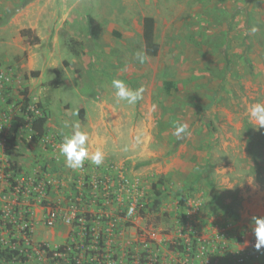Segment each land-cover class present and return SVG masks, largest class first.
I'll return each mask as SVG.
<instances>
[{"label": "rangeland", "instance_id": "rangeland-1", "mask_svg": "<svg viewBox=\"0 0 264 264\" xmlns=\"http://www.w3.org/2000/svg\"><path fill=\"white\" fill-rule=\"evenodd\" d=\"M21 1L0 0V14ZM148 16L156 56L141 38ZM34 18L40 35L24 32ZM114 78L142 99L118 103ZM256 101L264 0H33L0 25V243L26 257L0 264H56L44 246L82 259L100 240L105 264H264L250 227L264 216V129L245 114ZM34 117H46L42 133ZM177 121L189 135L173 134ZM72 122L102 165L66 167L58 148Z\"/></svg>", "mask_w": 264, "mask_h": 264}, {"label": "clouds", "instance_id": "clouds-1", "mask_svg": "<svg viewBox=\"0 0 264 264\" xmlns=\"http://www.w3.org/2000/svg\"><path fill=\"white\" fill-rule=\"evenodd\" d=\"M137 59L144 63L147 57L144 54H137ZM111 86L115 90L117 102H125L128 105H135L143 97V87L132 89L121 79H112ZM155 108V106H153ZM247 117L250 121H255L258 129H264V101L251 103L246 109ZM64 127L70 128L69 133H62L61 143L59 144V154L63 156L66 167L76 170L84 166L85 161H90L95 166L102 165L104 153L100 149L94 152L89 150V133L82 129L81 124L72 122L65 123ZM177 138H183L189 135L187 123L180 121L175 122L173 133ZM134 211L129 208V214ZM251 231L255 237L254 248L256 251L264 249V216H253L250 223Z\"/></svg>", "mask_w": 264, "mask_h": 264}, {"label": "trees", "instance_id": "trees-1", "mask_svg": "<svg viewBox=\"0 0 264 264\" xmlns=\"http://www.w3.org/2000/svg\"><path fill=\"white\" fill-rule=\"evenodd\" d=\"M33 0H22L18 5L10 7L5 9L1 14H0V25H3L5 23L8 22V20L15 14L17 13L20 9H22L23 7H25L27 4H29L30 2H32ZM88 20V24H89V32L90 34L94 37V38H98L100 36V33L102 31V28L100 26V24L97 22V20L95 19L94 16L92 15H88L87 17ZM144 24L146 27V32H145V41H146V45H147V50L150 53H156L158 51L159 45L154 42V29H155V20L153 17H145L144 19ZM24 32H28V31H24ZM152 51V52H151ZM33 77L38 76V73H33L32 75ZM25 106L23 108V111L26 110ZM32 117V116H31ZM46 117H34L31 121L32 124V128L40 133L43 132V130L45 129V123H46ZM35 140L38 139L37 136L33 137ZM11 146L9 149V153H11V151H14L16 149V143L14 139L10 140ZM10 164L16 168V164L15 162L11 161ZM157 186V184H156ZM155 187V185H154ZM162 191H155V210L159 209V206L161 204V199L159 197H161ZM178 195H180V207L183 209H186V204H187V200H188V196L184 195L182 193H178ZM183 219H185V215L183 216ZM90 221H92L91 218H89ZM86 228L89 230L90 226H86ZM100 245V251L97 253L96 251H88L87 254H85L84 257H82V259H78V258H73L72 255L69 253V251H67L66 247H59L56 250H51L49 247L44 246L43 248L47 251L48 255L53 257V262H55L56 264L59 261V257L58 254H65V255H70V264H105V258H104V253H103V242L100 240L99 242ZM55 254H57V256H55ZM55 256V257H54ZM18 258H21L22 261L26 260V257L22 256V252L20 251V249L18 248H10V247H4L2 243H0V261L3 262H12V261H16Z\"/></svg>", "mask_w": 264, "mask_h": 264}, {"label": "crops", "instance_id": "crops-1", "mask_svg": "<svg viewBox=\"0 0 264 264\" xmlns=\"http://www.w3.org/2000/svg\"><path fill=\"white\" fill-rule=\"evenodd\" d=\"M32 12H33V10H32ZM32 12H30V13H32ZM88 15H91V14H88ZM88 15H87V17H88ZM93 16V15H92ZM149 17V16H148ZM151 17V16H150ZM154 18V17H153ZM96 19V18H95ZM145 19V18H144ZM144 19H143V22H142V25H141V38H142V40H143V44H144V52H145V54H147V55H150V56H156L158 53H159V50L156 52V53H150L148 50H147V45H146V41H145V32H146V27H145V24H144ZM154 20H155V18H154ZM87 23H88V20H87ZM99 23V22H98ZM100 24V23H99ZM38 25H39V19L38 18H34L33 20L31 19V21H30V28L29 29H24V31H28L27 33H29V34H31V33H35L36 35H40V33H39V29H37V31H34L36 28H38ZM100 26H101V24H100ZM101 28H102V26H101ZM156 29V28H155ZM155 29H154V42H156L157 43V41L155 40ZM88 31H89V24H88ZM102 31H103V28H102ZM102 31H101V33H100V36L98 37V38H100L101 37V35H102ZM90 33V32H89ZM91 35V34H90ZM92 36V35H91ZM93 37V36H92ZM94 38V37H93ZM97 39V38H96ZM158 44V43H157ZM159 45V44H158ZM159 49V48H158ZM152 52V51H151ZM62 63H63V66H68V65H70L69 63H67L65 60H63L62 61ZM54 71H55V73L57 74V79H56V81L53 83V84H55V85H59V84H61L62 82H61V76L63 75V67H60L59 65H55V67H54ZM66 71H67V69H66ZM34 73H38V76H32V79H30L28 82V85L30 86V85H33V83L35 84V82H33V80H36V79H41L42 78V76H43V73L42 72H40L39 73V71H35ZM83 95V94H82ZM255 208V210H256V208H257V206H255L254 207ZM252 211H253V207H252V209H251V213H252ZM254 213V212H253ZM257 214V213H256ZM218 257V256H217ZM221 257H223L224 259H225V257H224V255H219V258H221Z\"/></svg>", "mask_w": 264, "mask_h": 264}, {"label": "built area", "instance_id": "built-area-1", "mask_svg": "<svg viewBox=\"0 0 264 264\" xmlns=\"http://www.w3.org/2000/svg\"><path fill=\"white\" fill-rule=\"evenodd\" d=\"M51 216H52V217H51L52 219L50 220V223H52V222H53V218L55 217V213H54V212H52V213H51Z\"/></svg>", "mask_w": 264, "mask_h": 264}]
</instances>
